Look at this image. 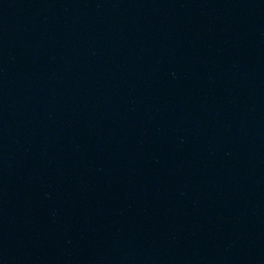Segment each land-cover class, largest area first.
Instances as JSON below:
<instances>
[{"label": "water", "instance_id": "water-1", "mask_svg": "<svg viewBox=\"0 0 264 264\" xmlns=\"http://www.w3.org/2000/svg\"><path fill=\"white\" fill-rule=\"evenodd\" d=\"M0 264H264V0H0Z\"/></svg>", "mask_w": 264, "mask_h": 264}]
</instances>
